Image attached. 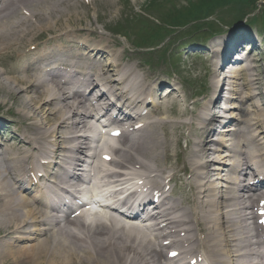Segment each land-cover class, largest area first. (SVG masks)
<instances>
[{
  "label": "bare ground",
  "instance_id": "obj_1",
  "mask_svg": "<svg viewBox=\"0 0 264 264\" xmlns=\"http://www.w3.org/2000/svg\"><path fill=\"white\" fill-rule=\"evenodd\" d=\"M89 6L93 0H0V55L15 62L8 76L0 72V96L20 100L24 134L20 147L0 143V264H264V228L255 226L264 221L256 214L264 210V86L253 47L231 38L224 51L209 48L218 59L213 78L233 63L185 120L174 89L138 74L140 64L127 65L116 42L102 44L83 26ZM232 100L239 104H225ZM112 107L120 116L109 114ZM233 109L242 114L227 117ZM99 118L118 130L107 152L97 148L113 139L90 135ZM184 128L190 136L180 149ZM86 179L130 183L159 203L145 224L108 207L89 223L85 205L54 212Z\"/></svg>",
  "mask_w": 264,
  "mask_h": 264
},
{
  "label": "rangeland",
  "instance_id": "obj_2",
  "mask_svg": "<svg viewBox=\"0 0 264 264\" xmlns=\"http://www.w3.org/2000/svg\"><path fill=\"white\" fill-rule=\"evenodd\" d=\"M93 2L94 7L89 6L88 19L83 18V26L94 30L95 36L101 35L104 39L100 41L102 44H105V40H110V43L116 42L117 46L113 49L117 54H124L125 61H128L127 65L140 64L142 68L134 67L138 74L142 76L143 72L153 74L165 83L169 82L177 90L176 107L187 111L185 120L191 118L196 104L203 103L202 93L210 92L212 89L209 85L215 78L211 76L210 71L215 68L217 57H212L210 46L215 47L218 52L220 50L218 45H222L223 40L228 37L234 39L242 36V41L247 44L246 49L253 47L250 54L256 60L253 63L256 64L254 73L259 75L260 83L264 86V0H93ZM89 37L94 40L92 36ZM253 37L256 43L251 45L250 39ZM246 49H239L240 56L247 52ZM131 55L132 59L129 57ZM236 57L239 55L236 54ZM13 66L15 62L10 55H0V72L4 76H8L7 71ZM229 92L225 90V94ZM170 97L172 98V95ZM1 98L2 96L0 141L10 139L11 136L19 141V134L24 136L23 125L16 113L21 102L18 98L13 100L11 97L2 102ZM260 100L264 101V95ZM250 102L251 100L245 101L241 106L246 108ZM223 103L224 101L221 104ZM225 104L239 103L232 100ZM217 107V104L214 105L212 111ZM230 114L239 117L242 113L233 109L226 112L227 117ZM6 119H13L15 125H9ZM232 125L222 124L221 127L229 128ZM188 133L187 128L182 130L180 149L186 147L185 137L190 136ZM17 144L20 147L19 142ZM171 161H174V157Z\"/></svg>",
  "mask_w": 264,
  "mask_h": 264
}]
</instances>
